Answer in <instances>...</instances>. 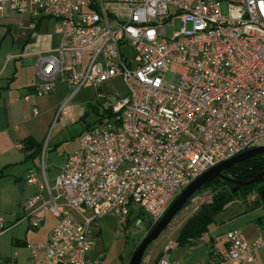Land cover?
<instances>
[{"label": "built area", "instance_id": "built-area-1", "mask_svg": "<svg viewBox=\"0 0 264 264\" xmlns=\"http://www.w3.org/2000/svg\"><path fill=\"white\" fill-rule=\"evenodd\" d=\"M6 8L29 17L32 36L37 20L55 21L59 42L36 60L35 96L57 83L71 96L100 91L116 76L127 91L79 137L52 185L43 167L44 182L27 177L38 185L25 204L30 226L46 209L57 218L45 241L27 244L29 264H99L87 256L95 220L112 213L124 223L138 207L155 224L199 175L264 146V0H0V16ZM3 226L0 218V233ZM226 239L210 264H247L264 246L239 229ZM157 264L177 262L162 256Z\"/></svg>", "mask_w": 264, "mask_h": 264}, {"label": "rangeland", "instance_id": "rangeland-1", "mask_svg": "<svg viewBox=\"0 0 264 264\" xmlns=\"http://www.w3.org/2000/svg\"><path fill=\"white\" fill-rule=\"evenodd\" d=\"M222 13H225L224 7ZM46 24L47 22L43 21L39 30L36 31V34L43 37V39L48 36ZM19 25V22L11 24L0 17V42H2L0 55L4 48L5 50L10 48L13 39L15 42L25 41V38L29 36L28 24H24L26 30L25 28L21 29ZM188 26L190 27L189 24ZM179 28V19L175 18L172 31H178ZM123 51L128 58H131L133 50L130 46L125 45ZM172 77L173 73L168 71L164 76V81L169 83ZM100 92L104 98L101 97ZM126 93V87L120 76L113 77L103 83L100 91L93 87H84L73 96L70 95L64 83H57L53 92L40 97L31 96L30 103L33 104L31 109L36 108L37 114L33 116L29 115L30 113L28 114L27 119L19 126L18 136L11 145L6 142L5 136L0 135V160L5 159V153L7 152L9 156L12 155L14 159H18L17 161L19 159L24 161L21 163L16 162L17 165L11 166L0 177V218L5 226V229L0 233V264H15L16 257L14 253L17 249V240L24 241L27 231L30 230L31 232H37V235H43L48 227L54 226L57 222V218L46 209L43 222L36 230L30 228L29 221L24 218L26 215L24 207L29 199L28 197L35 193L37 187L25 180L26 186L28 184L30 186V192L26 189L25 193L19 195L16 182H13L16 176L15 173L22 169L19 173L21 177L25 178V174L31 171L40 181L44 182L43 167L47 181L52 185L56 174L61 170L68 156L77 149L79 137L87 131L88 127L92 128L100 122L106 121L109 117H107L105 110L107 111L110 105L115 103L116 94L124 96ZM64 106L65 112L62 111ZM26 136H30L42 144L40 157L27 159L26 156L29 151L18 149L15 146L19 143L24 145L23 140ZM11 146L14 152L10 151ZM251 195L256 196L253 193L246 198L238 197L237 199L241 201L228 203L224 210L215 216L214 221L220 222V220H224L227 216L235 213L244 202L243 200H249ZM211 196L210 188H201L186 206L176 213L158 238L148 245L140 264H156L160 256L170 257L178 264H209L207 254H204L205 256L200 260V250H196L192 256H189V254L184 255L182 252L190 250L192 244L182 242L176 245V239L179 236L182 223L201 204L209 202ZM43 197L47 198V195L44 193ZM135 211H138V207L135 208ZM135 215L136 217L134 215L128 217L124 223L120 222L119 217L112 213L95 220L92 226L91 245L87 256L92 260L97 259L99 264H127L132 252L148 233H146L149 223L148 215L143 211L140 215ZM85 216H92V214L87 212ZM229 225L231 223L217 227L212 223L209 231L214 230V234L218 233L223 236ZM173 244L174 246L168 251L167 248ZM99 255L101 256L100 259H98Z\"/></svg>", "mask_w": 264, "mask_h": 264}, {"label": "crops", "instance_id": "crops-1", "mask_svg": "<svg viewBox=\"0 0 264 264\" xmlns=\"http://www.w3.org/2000/svg\"><path fill=\"white\" fill-rule=\"evenodd\" d=\"M0 17L6 19V21H9L11 24L19 22L21 29L25 28L26 30V25L28 24V28L30 29V34L25 38V41L15 42L13 39V42L9 46L10 48L8 50L4 48L0 55V135H3V137L5 136L7 139V141H5L11 145L18 136L17 133L20 130L19 126L29 115H34L32 113L33 108L31 109L33 104L30 102L31 96H35L33 94V87L37 83L35 71L36 60L40 55L52 53L54 51L59 42V36L54 31L55 21L52 18L37 20L35 36H32V30L29 27V17L27 15L11 12L6 8ZM43 21L47 22L46 29L48 31V36L45 39L36 34V31L39 30ZM25 23L26 25H24ZM1 44L2 42H0V50ZM26 95L30 96V99L27 101L24 100ZM18 145L20 144L15 146L20 149ZM10 151L14 152L12 146ZM8 154L9 153L6 152L5 159L0 160V170H3V172L8 171L11 166L17 165L15 164L16 162L21 163L23 161L20 159L17 161L18 159H14L12 155L9 156ZM19 170V172H21L22 169ZM19 172L15 173L16 176L13 182H23L22 193H25L26 189L30 192V186L29 184L26 186L27 181L25 182V180L32 174L31 171L25 174L26 179L21 177ZM31 184L36 185L37 190L35 191L34 188L35 193L29 196V199L38 192V185L34 183ZM255 197L256 196L251 195L249 200H243L244 202H242L240 208L235 213L227 216L224 220H220V222H216L215 220L213 222L217 227L231 223L223 236H220L218 233L214 234V230L209 231V226L207 232L192 244V248L182 253L192 256L196 250H200V260L205 256L204 254H207L206 257L207 260L209 258L208 263L210 264L211 260H219L225 253L227 249L226 233L229 230H241L245 238L251 242L257 238H264V204H255ZM234 201L238 202L241 200L236 199ZM24 208L26 211L24 218L27 219L30 209ZM30 228L33 230L37 229V227L33 228L31 226ZM52 228L53 226L48 227L43 235H37V232H31L29 230L26 232L24 241L17 240V249H15L14 253L16 257L15 264H29L27 244L45 241ZM48 264L55 263L50 262ZM222 264L230 263L224 262ZM247 264H264V246H261L255 251L254 260Z\"/></svg>", "mask_w": 264, "mask_h": 264}, {"label": "trees", "instance_id": "trees-1", "mask_svg": "<svg viewBox=\"0 0 264 264\" xmlns=\"http://www.w3.org/2000/svg\"><path fill=\"white\" fill-rule=\"evenodd\" d=\"M105 112L107 114V117L111 116L110 107L107 111L105 110ZM89 128L90 127H88L86 130H88ZM23 141L24 145L19 143L20 149H25L29 151V154L26 156L27 159H34L40 157L42 150L41 143H38L30 136L25 137ZM262 170H264V154H258L254 157L241 161L234 166H231L230 168L226 169L223 173L225 176L231 178L232 180L245 181L248 180L252 175L257 174ZM4 174L5 172H3V170H0V177ZM232 180H228L225 178H215L208 184L201 187L210 188L212 192L211 200L209 202L201 204V206L182 223L179 229V236L176 239V245H179L182 242H187V244H193L196 240L200 239L202 235L207 232L208 227L214 222L215 216L219 212H221L228 203L234 201L238 197L246 198L248 195L255 193L256 199L254 200V203L264 204V202H262L260 197L258 196V192L261 189H264V182L257 184L252 183L250 185L241 187L237 192H232V187L234 185ZM199 190H197L194 194L190 196V198L185 202L183 207L186 206L189 200H191ZM135 214H138V211H135L133 214L136 217ZM153 226L154 224H152L149 220L146 233ZM4 229L5 226H3L2 230ZM161 257L162 256L158 258L156 264L158 263Z\"/></svg>", "mask_w": 264, "mask_h": 264}, {"label": "water", "instance_id": "water-1", "mask_svg": "<svg viewBox=\"0 0 264 264\" xmlns=\"http://www.w3.org/2000/svg\"><path fill=\"white\" fill-rule=\"evenodd\" d=\"M258 154H264V146L256 147L244 152H241L227 160H224L215 166L211 167L210 169L206 170L204 173L199 175L195 178L188 186H186L170 203L166 212L161 217V219L154 224V226L148 231V233L144 236L141 240L137 248L134 250L133 254L131 255L127 264H140L142 257L144 255L145 250L147 249L148 245L158 238L161 232L166 228V226L171 222L174 218L176 213L183 207L185 202L190 198L192 194H194L197 190H199L202 186L208 184L215 178H225L228 180H232L231 178L224 175V171L231 166L238 164L241 161H244L248 158L254 157ZM234 185L232 187V192H237L241 187L250 185V184H257L264 182V170L260 171L259 173L252 175L248 180L245 181H238L232 180ZM23 188V182L16 183V189L21 195ZM258 196L260 197L261 201L264 202V189H261L258 192ZM141 210L138 209V215H140Z\"/></svg>", "mask_w": 264, "mask_h": 264}, {"label": "flooded vegetation", "instance_id": "flooded-vegetation-1", "mask_svg": "<svg viewBox=\"0 0 264 264\" xmlns=\"http://www.w3.org/2000/svg\"><path fill=\"white\" fill-rule=\"evenodd\" d=\"M262 183V182H261ZM139 221V220H138ZM139 223V222H138Z\"/></svg>", "mask_w": 264, "mask_h": 264}]
</instances>
